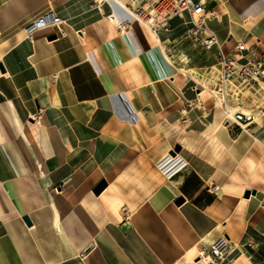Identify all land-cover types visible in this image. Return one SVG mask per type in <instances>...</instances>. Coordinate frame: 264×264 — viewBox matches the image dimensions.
I'll list each match as a JSON object with an SVG mask.
<instances>
[{
  "label": "crops",
  "instance_id": "obj_1",
  "mask_svg": "<svg viewBox=\"0 0 264 264\" xmlns=\"http://www.w3.org/2000/svg\"><path fill=\"white\" fill-rule=\"evenodd\" d=\"M91 1L0 0V264H212L198 253L222 235L232 245L220 264H264V114L232 131L208 95V111L184 115L195 94L181 73L169 75L182 95L162 78L148 99L118 98V82L79 39L88 31L93 50L119 33ZM206 1L208 24L227 46L264 48V0ZM50 9L64 36L49 39L51 27L19 36ZM189 21L182 12L145 29L174 48ZM204 51L213 65L217 47ZM247 99L242 107L264 111V86ZM175 145L188 165L166 178L157 164Z\"/></svg>",
  "mask_w": 264,
  "mask_h": 264
},
{
  "label": "built area",
  "instance_id": "obj_2",
  "mask_svg": "<svg viewBox=\"0 0 264 264\" xmlns=\"http://www.w3.org/2000/svg\"><path fill=\"white\" fill-rule=\"evenodd\" d=\"M90 7L102 11L103 17L119 33L129 31L133 23L158 30L166 26L170 17L187 12L190 17L188 33L191 41L204 49L217 47L216 62L207 67L201 84L208 90L213 104L223 112L221 125L232 131H243L258 115L264 114L258 106L248 110L240 109L245 98H253L263 89L264 48L248 45L244 41H236L231 47L227 46L229 40L221 41L208 24L206 0H92ZM116 7L123 15L115 11ZM62 25L63 20L50 9L26 23L23 30L28 39H32L33 34L44 27L54 28L51 35L62 37L65 35ZM200 91L192 101L186 103L182 111L184 115L192 107L205 111L199 97ZM231 103L235 106L231 107ZM187 165V161L178 158L175 153L166 155L157 167L166 178H170ZM231 245L229 237L219 236L211 243L208 251H199L198 259L220 264L225 260Z\"/></svg>",
  "mask_w": 264,
  "mask_h": 264
},
{
  "label": "rangeland",
  "instance_id": "obj_3",
  "mask_svg": "<svg viewBox=\"0 0 264 264\" xmlns=\"http://www.w3.org/2000/svg\"><path fill=\"white\" fill-rule=\"evenodd\" d=\"M211 6H213V3H211ZM225 6L226 5L224 4L223 11H225ZM226 15L229 16L227 12ZM229 21H230V17H229ZM133 26H135L137 30L141 31L139 32L141 34L135 37L133 42H130L128 44L122 42L121 38L123 33L114 32V34L110 37V39L112 38L110 42L111 44H107V43L95 44L93 42L94 43L93 51L96 55L95 56L96 62L99 64V69L102 75L107 77L111 81L116 80L118 82L119 89L123 91V94L120 95L117 94L118 98L128 99L130 97L135 99H148L151 97L150 91L148 93H144L140 91L137 94V96H134L132 90L133 89L138 90L141 89L144 84L153 83L156 86V88L154 87V89H156V91L159 92V88L163 89L162 88L163 80H161L162 78L157 77V75L150 69V65L145 59V57L149 56L151 59L155 60L162 66H167V63L165 62L164 58L161 56L159 52V47L155 43L152 34L148 32L145 29V27L137 23H134ZM79 33L82 34L81 32ZM84 35L90 38V34L88 31H86ZM181 39L182 40L178 44L176 43L177 45L173 43L172 46L177 50H181L182 57L185 58L187 57L186 58L187 61L186 62L179 61L178 64H181V66H184V68L186 69H191V71H193L196 74L201 84L205 79L206 76L205 72L207 70V67H209L214 60L208 58L207 53L204 51V49L194 44L188 35L183 36ZM91 40L93 41L94 39ZM232 42L234 43L235 40H233ZM168 46L170 45H167L166 47L170 48ZM116 51L122 52L124 56V63H122L120 60H117ZM124 65L125 66L127 65L132 68V73L134 77H129V78L125 77L123 72ZM195 85L196 83L191 81L190 87L192 88ZM262 86H264V83H262ZM154 89H153V94H154ZM194 94L195 93L193 92V95ZM194 97L192 99H194ZM203 97L205 98V100L210 98L208 94H206V96ZM162 98L165 97L162 96ZM245 99L246 101L248 100L247 98ZM232 106L235 105H232L231 103V107ZM240 109L248 110L250 108H248L244 104V106L240 107ZM206 110L208 111L209 109Z\"/></svg>",
  "mask_w": 264,
  "mask_h": 264
},
{
  "label": "bare ground",
  "instance_id": "obj_4",
  "mask_svg": "<svg viewBox=\"0 0 264 264\" xmlns=\"http://www.w3.org/2000/svg\"><path fill=\"white\" fill-rule=\"evenodd\" d=\"M133 24H132L129 31L123 32V35H122L123 41H129L132 38L133 33H135L136 27L133 26ZM84 33H86V30H83L82 34H79V39L84 44V47L86 48L87 53H88L90 59L92 60V62L94 63V65L96 67H98V64L96 63V60H95V54L92 50V42L84 35ZM24 35H25V32L23 30L19 36L21 37ZM155 39L158 43V47H159V51L161 53V56L164 58L165 62L167 63V66L163 67L158 62L151 59L149 56L145 57V59L149 63L150 69L157 75V77H161L164 79L166 90L169 93H173V94H177V95L183 94V92H184V89H182L183 83L180 82V80H178L177 78L174 79V76L169 75V73H174V75H176L177 73H181L184 75L185 81L186 80L187 81L192 80L194 83H196V85L193 86V87H196L195 88L196 90L192 87V90L195 92V94H198V90H201L199 93V97L202 98L203 96H206V94H208V90L206 89V87L203 86V84H200V80H198L196 74L193 73V71L184 68V66H181V64H178L179 61L180 62H183V61L186 62L187 61L186 58L182 57L181 53L178 52L176 49H174L172 47L167 48L165 45V41H163V40L161 41L159 37H155ZM116 57H117V60H120L122 63H124V57H123L121 52L116 51ZM123 72H124L125 77H127V78L134 77V75L132 73V68L127 66V65L126 66L124 65ZM1 77H2V75L0 73V79H1ZM104 83H105V85H106V87L110 93L114 94L116 92L117 93L121 92V90H119L117 88V86L114 85L113 83H111L107 80H104ZM153 86H154L153 83L144 84L142 86V91L144 93H148L149 91H151L153 89ZM133 94L137 95L138 90L134 89ZM184 112H186V111H184ZM32 119L34 121L33 122L34 124L42 125L39 117H35V116L33 117L32 116ZM203 261L207 262V260H204V259H203Z\"/></svg>",
  "mask_w": 264,
  "mask_h": 264
},
{
  "label": "water",
  "instance_id": "obj_5",
  "mask_svg": "<svg viewBox=\"0 0 264 264\" xmlns=\"http://www.w3.org/2000/svg\"><path fill=\"white\" fill-rule=\"evenodd\" d=\"M54 37H55L54 35H51V37H49V39L54 38ZM179 150H180L179 145H175L174 148H173V151H171L170 154H171V155H174L175 152H179ZM104 186H105V183H104L103 181H101V182L98 183V185L94 188V192H95V193H99V192L104 188ZM248 195H249V192L247 191L245 196L247 197ZM177 202H181V199H180V198L177 199ZM24 218H25V219L27 220V222L29 223L28 217H24Z\"/></svg>",
  "mask_w": 264,
  "mask_h": 264
}]
</instances>
